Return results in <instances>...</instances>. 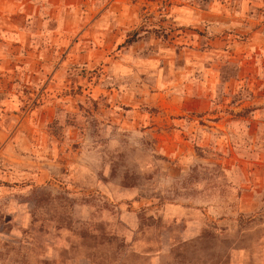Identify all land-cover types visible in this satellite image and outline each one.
I'll use <instances>...</instances> for the list:
<instances>
[{"label": "rangeland", "instance_id": "1", "mask_svg": "<svg viewBox=\"0 0 264 264\" xmlns=\"http://www.w3.org/2000/svg\"><path fill=\"white\" fill-rule=\"evenodd\" d=\"M0 264H264V0H0Z\"/></svg>", "mask_w": 264, "mask_h": 264}]
</instances>
